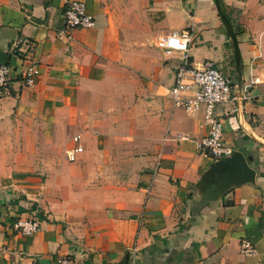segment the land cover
Instances as JSON below:
<instances>
[{
    "label": "crops",
    "instance_id": "1",
    "mask_svg": "<svg viewBox=\"0 0 264 264\" xmlns=\"http://www.w3.org/2000/svg\"><path fill=\"white\" fill-rule=\"evenodd\" d=\"M68 1L0 0V63L38 68L33 86L0 90L29 150L17 161L35 164L4 186L0 264H264V0H82L95 25L71 30ZM173 30L190 34L191 66L212 60L236 89L262 80L237 111L214 106L253 179L211 181L204 109L173 105L182 56L156 44ZM74 134L84 150L68 162ZM24 217L39 221L31 235L14 227Z\"/></svg>",
    "mask_w": 264,
    "mask_h": 264
},
{
    "label": "built area",
    "instance_id": "2",
    "mask_svg": "<svg viewBox=\"0 0 264 264\" xmlns=\"http://www.w3.org/2000/svg\"><path fill=\"white\" fill-rule=\"evenodd\" d=\"M63 18L64 27L68 30L92 28L95 25L94 16L87 12L82 0L68 1L63 10ZM190 41V34L186 30H173L160 36L156 44L166 54L174 51L181 53L182 61L176 68L174 82L170 88L173 105L182 108L190 116L201 108L204 109V122L208 129L197 145L212 158L219 160L232 155L235 150L224 141L222 121L214 116V106L226 103L231 105L232 111H237L240 103L251 97L250 88L262 80L256 76L252 77L247 83L239 84L236 89L230 78L212 60H205L200 66H191ZM37 75L35 62L25 56L19 59L16 68L7 63H0V90L5 89L13 78H18L24 86H33ZM71 140L73 145L65 150V157L68 162H75L84 148L80 134H74ZM14 227L21 235H31L38 230L39 221L36 218H18ZM240 252L253 255L256 250L249 240L243 239ZM57 264H71V260L67 257L60 258Z\"/></svg>",
    "mask_w": 264,
    "mask_h": 264
},
{
    "label": "rangeland",
    "instance_id": "3",
    "mask_svg": "<svg viewBox=\"0 0 264 264\" xmlns=\"http://www.w3.org/2000/svg\"><path fill=\"white\" fill-rule=\"evenodd\" d=\"M105 1L107 9L112 11V9L115 7L114 0ZM20 119L23 121L22 118ZM16 123L17 121L15 120L14 116H11L9 119H4L0 116V214L7 206L9 201L12 200L11 198H13L11 195L9 196L4 194V191H6V193H13V191H8V189H6L4 186L12 182V177H14L13 175L18 172H22V168H26L27 171L24 172L31 174L33 172L31 170H33L35 167V164L17 161V153H22L23 151L28 152L29 150L28 148H23L22 146L16 145L18 138L16 133L17 130L15 129L17 127ZM8 134L11 135L10 138H8ZM18 136L22 137L19 134ZM21 141L22 139L19 142ZM46 166L47 165H44V167ZM2 190L3 193H1Z\"/></svg>",
    "mask_w": 264,
    "mask_h": 264
},
{
    "label": "water",
    "instance_id": "4",
    "mask_svg": "<svg viewBox=\"0 0 264 264\" xmlns=\"http://www.w3.org/2000/svg\"><path fill=\"white\" fill-rule=\"evenodd\" d=\"M229 21V20H228ZM234 41L235 37L232 36ZM251 156L234 151L232 155L219 159L209 171L212 182L222 179L245 180L253 179L255 170L249 165Z\"/></svg>",
    "mask_w": 264,
    "mask_h": 264
}]
</instances>
